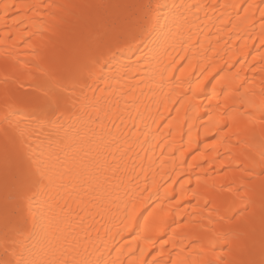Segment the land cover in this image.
<instances>
[{"label": "bare ground", "instance_id": "bare-ground-1", "mask_svg": "<svg viewBox=\"0 0 264 264\" xmlns=\"http://www.w3.org/2000/svg\"><path fill=\"white\" fill-rule=\"evenodd\" d=\"M144 2L147 0H0V111L4 108L3 78H12L9 89L20 82L26 89L40 83L41 73L34 65L48 67L53 59L77 46V17L99 12L109 24L119 25L134 18L137 6ZM161 2L167 7L162 9L149 47L139 45L148 53L147 60L136 63L138 45L127 34L121 37L125 51L118 53L116 69L124 64H132V68L127 76L122 75L125 70L114 69L116 79L110 83L121 109L127 95L135 103L124 113L126 127L111 147L105 149L91 135L89 129L100 132L95 125L81 123L71 128V121L64 123L67 133L51 126L35 128L28 143L38 150L54 151L72 168L74 182L85 184L98 197L97 202L109 209L105 217L109 232L101 230L102 238L93 233L88 244L90 259L99 255V247L106 260L122 264H137L141 259L146 264H202L212 258L209 249L215 247L224 264L236 258L260 264L264 260V168L256 167L255 179L242 169L247 158L259 160L264 151V127L257 125L252 130L246 114L259 115L249 102L258 106L264 101L260 15L264 0ZM5 5L9 7L5 9ZM84 5L108 7L86 9ZM165 49L173 57H183L178 59L172 79L161 62L166 58L159 55ZM200 80L204 82L197 88ZM137 107L143 122L128 119L136 116ZM100 116L103 119V113ZM134 123L139 127L134 128ZM85 133L91 138L80 140L78 134ZM129 144L131 152L124 156ZM6 152L11 157L15 145L6 144L0 132V183ZM105 157L110 161L115 157L123 170L114 173L112 165L105 171L100 166ZM146 184L150 192L143 191ZM245 186L246 193L242 191ZM241 196L251 201L244 221L239 217L221 221L216 211H210L212 205L205 206V200L211 199L221 211L230 205L243 207ZM58 229L63 231L50 236L51 249L41 252L45 258L59 256L57 238L71 239L68 225L60 224ZM230 229L240 233L232 254L219 243L213 245L220 232ZM80 238L83 242L82 234ZM117 247L122 251L118 253Z\"/></svg>", "mask_w": 264, "mask_h": 264}, {"label": "snow or ice", "instance_id": "snow-or-ice-1", "mask_svg": "<svg viewBox=\"0 0 264 264\" xmlns=\"http://www.w3.org/2000/svg\"><path fill=\"white\" fill-rule=\"evenodd\" d=\"M4 7L7 9L9 5ZM49 7L53 6L49 5ZM82 7L87 9L108 6ZM137 7L138 13L135 17L119 25L115 22L109 24L99 12L89 13L87 17H77L80 22L77 46L53 59L48 67H42L39 63L34 65L41 73L40 83L29 84L26 89L24 83L20 82L17 88L9 89L8 85L12 78L7 75L3 78L5 94L4 108L0 111V132L6 144L15 145V152L11 157L7 152L5 154L3 181L0 183V249H2L0 264H122L118 260H106L104 252L99 247L96 248L99 255L94 259L89 258L91 253H88V244L93 233L97 238H102L101 230L105 234L109 232L108 222L105 219L109 211L107 206L98 203V197L92 195L85 184L74 182L72 168L61 162L54 151L45 152L32 148L28 141L37 127L42 130L51 126L63 129L67 133L68 129L63 127L67 121L72 122L69 125L71 128H76L81 123L95 125L100 132L97 133L92 129H89V132L98 138L105 149L116 141L121 128L126 127L124 113L128 112L135 103V99L127 95L123 101L124 107L121 109V101L114 98L116 93L110 83L116 79L112 73L116 69L114 62H118V53L122 55L125 51L121 47V37L127 34L138 45L136 52L140 55L136 56V63H143L148 59V53L144 52L143 48L149 47L148 42L152 40L156 31L162 9L167 5L161 0H147ZM248 7L250 8L251 5ZM260 15L261 26L264 27V9L261 10ZM61 20L63 21V18ZM123 43L131 48L127 40ZM152 51L155 54V48ZM159 55L166 58V61L161 62L168 71L169 79H172L178 70L176 68L178 59L183 57H173L167 49ZM131 68L132 64L120 65V69L125 70L123 76H127V70ZM120 69L116 70L120 71ZM180 71L183 75V69ZM203 82V80L198 81L197 88L202 86ZM261 94L264 95V90ZM249 106L256 107L259 112V115L256 112L246 113L252 130L257 125L264 127V101L258 106L249 102ZM100 113H103V119ZM128 119L143 122L144 117L137 107L136 116L129 115ZM105 120L108 121L107 124ZM153 123H156V120H153ZM133 127L138 128L139 125L134 123ZM78 138L83 141L91 137L85 133L78 134ZM51 148L50 144L49 149ZM130 152L131 144L124 150L123 155L127 156ZM247 159L248 163L242 171L249 178L255 179L256 167L264 168V151L260 152L259 160ZM112 165H114V173L123 170L115 157L111 161L105 157L100 166L107 171ZM143 191L150 192L151 189L146 184ZM242 191L246 193L247 186ZM240 199L243 207L230 205L221 211L214 206L211 199L205 200V206L212 205L210 211H216L221 221H232L236 217L244 221L251 208V201L243 196ZM60 224L70 227L71 239L65 237L60 241L57 238L59 247L56 251L59 252V256L55 259L45 258L41 252L51 249L50 236L57 230L63 231L58 229ZM76 229H80L79 234L76 233ZM81 234L83 242L80 238ZM116 235L119 233L117 232ZM239 239L240 233L230 229L220 232L213 245L219 243L227 248L228 254H232L238 246L236 242ZM116 251L119 253L122 249L117 247ZM209 252L212 253V258L203 261L202 264H224V261L216 255L215 247L210 248ZM108 253H111L110 249ZM163 254L161 250L160 255ZM137 264H146V262L141 259ZM173 264L176 262L173 261ZM227 264H256V262L236 258L228 261ZM260 264H264V260H261Z\"/></svg>", "mask_w": 264, "mask_h": 264}]
</instances>
